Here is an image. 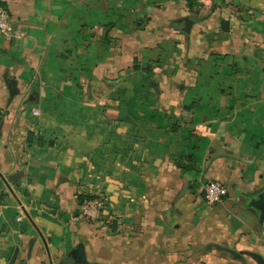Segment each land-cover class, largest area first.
Returning <instances> with one entry per match:
<instances>
[{
    "label": "crops",
    "instance_id": "1",
    "mask_svg": "<svg viewBox=\"0 0 264 264\" xmlns=\"http://www.w3.org/2000/svg\"><path fill=\"white\" fill-rule=\"evenodd\" d=\"M0 9V264H264V0Z\"/></svg>",
    "mask_w": 264,
    "mask_h": 264
},
{
    "label": "water",
    "instance_id": "2",
    "mask_svg": "<svg viewBox=\"0 0 264 264\" xmlns=\"http://www.w3.org/2000/svg\"><path fill=\"white\" fill-rule=\"evenodd\" d=\"M182 21L184 22V28L183 29L185 31H188L189 27L192 23V20H190L188 17H183ZM229 25H230V22L228 19L222 18L220 20V28L222 31L228 32L229 28H230ZM6 85H7L8 93H9L8 101L10 102L14 96L19 94V89L17 87V83H16V80L14 78L6 79ZM3 184L7 185L6 179L0 173V187ZM250 205H252L254 208H256L258 210V219H259V222L262 223L264 220V187L259 192H257L256 197L250 201ZM214 245L216 248L230 253L231 256L235 259H240L242 257V254L240 252H238L232 248L221 246L219 244H214ZM73 253L75 256H78V257L80 256L85 260V254L81 248L74 250ZM13 260H14V257L11 258L10 264L13 263Z\"/></svg>",
    "mask_w": 264,
    "mask_h": 264
},
{
    "label": "built area",
    "instance_id": "3",
    "mask_svg": "<svg viewBox=\"0 0 264 264\" xmlns=\"http://www.w3.org/2000/svg\"><path fill=\"white\" fill-rule=\"evenodd\" d=\"M204 2L206 0H200ZM10 18L6 10L0 9V34L11 35ZM204 196L208 202L214 203L220 201L226 194V187L218 181H210L204 187ZM100 203L98 200H91L84 203L81 207V213L84 217L93 218L96 216L97 207Z\"/></svg>",
    "mask_w": 264,
    "mask_h": 264
}]
</instances>
